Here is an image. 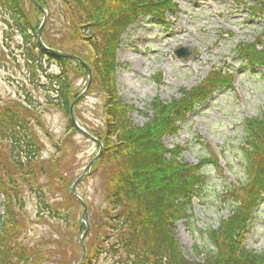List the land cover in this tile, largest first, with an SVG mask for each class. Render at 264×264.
<instances>
[{
	"label": "trees",
	"instance_id": "1",
	"mask_svg": "<svg viewBox=\"0 0 264 264\" xmlns=\"http://www.w3.org/2000/svg\"><path fill=\"white\" fill-rule=\"evenodd\" d=\"M35 1L48 10L57 2L59 16L67 19L69 37L89 50L86 59L80 58L92 70L93 87L103 95L104 132L101 138L96 137L103 151L93 167L104 165L109 170L104 206L88 209L90 229L82 264H264V253L245 246L248 222L264 195V109L259 117L244 119L240 125V150L247 175L241 183L223 189L221 205L230 216L203 232L207 245L193 248V260L180 250L176 239V224L188 226L194 219L193 201L201 197L206 185L204 167L218 166L219 161L210 154L197 165L187 163L182 156L184 148L177 144L168 149L162 141L176 135L197 106L232 86V70L211 69L196 88L180 90L179 97L171 102L154 98L143 112L126 105L117 94L116 53L122 34L141 18L166 24L167 16L178 13L176 0ZM22 3L23 0H0V16L6 17V26L21 36L31 78L42 73L44 84H37L48 93L44 104L69 117L71 102L79 94L74 92L66 69L74 64L77 71L85 70L78 62L41 49L36 39L39 24L29 20ZM245 7L253 17L261 19V33L253 42L240 43L234 49L235 56L239 68L262 70L264 79V0H248ZM54 64L58 73L46 72L43 67ZM1 106L0 141L7 144V154L0 158V264H70L74 255H67L66 238L73 233L80 236L84 230L76 222L79 204L68 189L73 180L68 182L62 177L57 161L41 159L43 148L34 134L41 121L31 96ZM134 112L147 117L148 122L141 127L135 125L131 122ZM68 125L74 128L70 118ZM48 177L65 185L63 205L47 199ZM25 192L36 199L37 218L52 223L56 235H51L49 241L27 245L21 239L27 227L22 213ZM78 250L81 253L80 244Z\"/></svg>",
	"mask_w": 264,
	"mask_h": 264
},
{
	"label": "rangeland",
	"instance_id": "2",
	"mask_svg": "<svg viewBox=\"0 0 264 264\" xmlns=\"http://www.w3.org/2000/svg\"><path fill=\"white\" fill-rule=\"evenodd\" d=\"M247 1L176 0L177 15L167 16L166 24L161 25L151 18L139 19L122 34L116 53L117 94L126 105L134 106L141 112L154 98L171 102L179 97L180 90L196 88L211 69L225 67L232 70V86L218 91L207 103L197 106L187 116L186 122L180 125L178 133L166 136L162 141L168 149L177 144L184 148L182 156L187 163L197 165L201 158L210 157V154L219 161L218 166L211 164L204 167L206 185L202 187L201 197L193 201L192 222L188 226L176 224L179 248L191 260L195 259L194 247L204 248L207 245L203 232L230 216L228 209L221 205L223 189L226 185L241 183L247 175L240 150V125L244 119L259 117L264 109L262 70L239 68L234 52L240 43L253 42L261 33V19L250 14L245 7ZM22 6L29 20L40 25L42 14H37L27 0H23ZM56 7L57 2L51 4L40 39L51 49L86 59L88 48L69 37L67 19L59 16ZM6 24V17L0 16V107L31 96L41 121L40 126L34 128V134L43 148L41 159L57 161L62 177L68 182L71 179L74 181L99 148L74 128L70 129L69 117L62 111L44 104L48 93L37 84H44L42 73L38 72L35 78H31L32 71L24 62L21 36ZM177 50H184L188 54L187 59L178 58L174 54ZM43 67L46 72L58 73L55 64ZM76 69L77 66L69 64L66 70L70 73L74 92L80 94L87 86L86 73ZM103 104L102 92L93 87L92 80L88 92L78 100L73 110L77 123L89 134L100 138L104 132ZM131 122L141 127L148 122V118L134 112ZM6 154L7 144L0 141V158ZM95 163L89 175L76 187L77 194L86 200L91 211L104 206L109 170L104 165L95 168ZM48 178L47 199L63 205L65 185ZM23 200L22 213L27 227L20 235L21 239L27 245L49 241L51 235H56L52 223L37 218V202L33 194L25 192ZM2 202L0 194V215ZM75 211L76 222H80L82 211L79 205ZM248 224L245 246L264 253V195ZM78 240L77 233L66 238L67 255H74L70 264H76L80 256Z\"/></svg>",
	"mask_w": 264,
	"mask_h": 264
},
{
	"label": "water",
	"instance_id": "3",
	"mask_svg": "<svg viewBox=\"0 0 264 264\" xmlns=\"http://www.w3.org/2000/svg\"><path fill=\"white\" fill-rule=\"evenodd\" d=\"M29 1H31L36 7L39 8V10L42 12V15L44 17L42 22H41V25L39 26V30L36 33V39H38V43H39L40 47L42 49L46 50L52 56H56V57L61 58V59L68 58L70 60H74L75 62L77 61L78 63H80L82 65L84 70H86V77H87V81H88L87 88L85 89V91H83V93L79 97H77L76 100H74L72 102V104H71V106L69 108L70 120H71L72 125H74L75 129L77 130V132L81 133L89 141H92L94 144L99 146V152L97 153L96 157L94 159H92L90 163H88V165L85 167V170L82 172V174L79 177H77L74 180V182L71 184V186H70V190H71L70 191V195L76 201H78V203L81 206L82 215H81L80 222L85 225V231L83 232V235L80 237V240H79V244L81 245V248H82V258L78 262V264H81L83 262L84 258H85L86 248H85V244H84V239H85V236L87 235V232H88V229H89V222H87L88 211L86 210V205H85L84 201L81 200L79 198V196L77 195L75 188L89 174V172L91 170V165L95 161H97V160H99L101 158V154H102V151H103V145L94 136L89 135L80 124H77L75 116L73 114V109H74L75 105L77 104V101L81 98V96L83 94H85L88 91V88L91 85V82H92V80H91V69H89V67L85 64V62L82 59L78 58L77 56H73V55H71V54H69L67 52L63 53V52L55 50V49L51 50V49L47 48L43 44L42 39H40V34H41V31H42V27L45 24V21L47 19V17H46L47 16V9H44L43 7L39 6V4L35 0H29ZM175 54L179 58H183V59H187V57H188V54L184 50H177L175 52Z\"/></svg>",
	"mask_w": 264,
	"mask_h": 264
}]
</instances>
